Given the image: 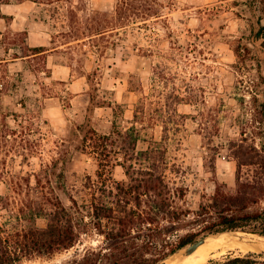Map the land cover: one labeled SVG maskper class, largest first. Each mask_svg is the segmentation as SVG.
<instances>
[{"label":"rangeland","instance_id":"1","mask_svg":"<svg viewBox=\"0 0 264 264\" xmlns=\"http://www.w3.org/2000/svg\"><path fill=\"white\" fill-rule=\"evenodd\" d=\"M127 1L135 13L120 25L121 0L1 4L0 225L6 230L17 227L22 209L30 217L42 203L52 209L56 199L71 206L68 193L83 190L85 175L96 188L114 189L128 180L119 163L148 165L132 160L142 151L164 155L173 199L198 209L224 182L227 191L235 189L230 142L263 143L264 62L259 66L255 49L237 53L249 45L255 20L244 0ZM263 1L256 2L260 11ZM94 25L109 31L89 38ZM30 33L47 48L64 47L55 58L67 66L65 80L47 79L43 56L15 60L29 52ZM88 130L93 139L86 142ZM26 223L46 228L49 220ZM236 232L227 234L264 243L263 236ZM103 241L91 226L73 248L19 264H71ZM255 248L208 264L238 257L264 264V249Z\"/></svg>","mask_w":264,"mask_h":264},{"label":"trees","instance_id":"2","mask_svg":"<svg viewBox=\"0 0 264 264\" xmlns=\"http://www.w3.org/2000/svg\"><path fill=\"white\" fill-rule=\"evenodd\" d=\"M13 1L23 3L27 0H0V6ZM33 1L52 4L56 0ZM258 1H243L255 17L247 36L253 48L240 46L237 53L241 49L248 52L255 49L256 60L261 66L264 62V17L258 13H264V8L262 11L258 9ZM145 9L147 15L152 12V7ZM117 11L121 13L119 21L135 13L132 3L127 0H121ZM120 24L121 21L118 22ZM109 27H88L87 37L103 35ZM32 51L29 48L24 56ZM262 110L264 113V104ZM89 133L91 130L86 133V142L93 139ZM246 142L242 139L229 144L236 161L234 191H227V183L224 182L223 187L217 186L210 201L201 204L198 209L176 203L172 196L174 190L165 173L167 159L155 152L142 151L131 158L146 161V167L126 166L127 161L126 164L119 163L125 168L128 180L116 182L114 189H107L106 185L96 188L92 177L85 175L83 190L77 196L88 203L81 204L76 195L68 193L71 206L56 199L52 209L42 203L30 217L22 209L17 215L19 223L12 231L0 225V264H19L27 258L50 256L71 249L91 226L104 237L102 245L87 247L85 253L71 264H165L172 255L212 235L241 231L264 237V141L260 147ZM216 160L211 166L214 171ZM3 201L5 198L0 196V202ZM82 209L89 213L91 221H86L88 216ZM40 217L49 220L46 228L24 224ZM251 262L238 257L226 263L211 261L209 264Z\"/></svg>","mask_w":264,"mask_h":264},{"label":"bare ground","instance_id":"3","mask_svg":"<svg viewBox=\"0 0 264 264\" xmlns=\"http://www.w3.org/2000/svg\"><path fill=\"white\" fill-rule=\"evenodd\" d=\"M240 236H242V234ZM255 247L264 249V243L255 242L248 244L244 241H240L237 237L223 234L209 238L207 242L201 245L193 254L189 256H183L182 254L174 255L165 264H208L211 259L223 255L228 251L240 250L247 252L253 251L256 249Z\"/></svg>","mask_w":264,"mask_h":264},{"label":"crops","instance_id":"4","mask_svg":"<svg viewBox=\"0 0 264 264\" xmlns=\"http://www.w3.org/2000/svg\"><path fill=\"white\" fill-rule=\"evenodd\" d=\"M33 35H35V34L30 33L29 41H28V46H29V48L33 49V51L30 52V55H27V56H24V55L17 56L15 58V60L27 62V61H33L36 58L43 56L45 58L44 62H45L46 70H43L42 73H44L46 75L47 79H49V80L50 79H57L60 81L65 80V78L67 76L66 75L67 74V72H66L67 66L64 63L56 61V58H55L61 52V50L64 49V47L56 46V47H52V48H47L45 43L33 42V40L35 38ZM36 49H38V50H36ZM51 107H53L52 109L54 111H56V108H54V107H58V106L52 105ZM96 108L105 109V107H96Z\"/></svg>","mask_w":264,"mask_h":264},{"label":"water","instance_id":"5","mask_svg":"<svg viewBox=\"0 0 264 264\" xmlns=\"http://www.w3.org/2000/svg\"><path fill=\"white\" fill-rule=\"evenodd\" d=\"M228 232H226V233H222V234H217V235H215V236H209V237H206V238H202V239H200V240H198V241H196V242H194L193 244H191V245H189L188 247H186V248H184L185 249V252L182 254L183 256H189V255H191V254H193L201 245H203V244H205L206 242H207V240L209 239V238H211V237H216V236H220V235H223V234H227ZM230 233V232H229ZM234 234H238V232H233ZM183 249V250H184ZM183 250H181V251H179L178 253H176V254H174V255H177V254H179V253H182V251ZM174 255H172L171 257H173ZM170 257V258H171ZM169 258V259H170Z\"/></svg>","mask_w":264,"mask_h":264}]
</instances>
